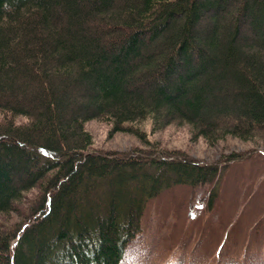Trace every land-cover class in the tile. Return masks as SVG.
I'll return each mask as SVG.
<instances>
[{
  "label": "trees",
  "instance_id": "1",
  "mask_svg": "<svg viewBox=\"0 0 264 264\" xmlns=\"http://www.w3.org/2000/svg\"><path fill=\"white\" fill-rule=\"evenodd\" d=\"M94 119L264 148V0H0V264H123L158 199L196 228L186 264H264V150L97 151ZM200 189L220 224L185 210Z\"/></svg>",
  "mask_w": 264,
  "mask_h": 264
},
{
  "label": "rangeland",
  "instance_id": "2",
  "mask_svg": "<svg viewBox=\"0 0 264 264\" xmlns=\"http://www.w3.org/2000/svg\"><path fill=\"white\" fill-rule=\"evenodd\" d=\"M122 32L124 33V31ZM18 121L25 122V119L19 118ZM85 127L92 134L94 139L93 149L97 151L131 152L132 150L141 149L142 151L150 152L151 149L155 148L157 154L162 153V151L181 152L201 162L214 163L220 160L222 155L241 153L245 156H252V154H259V152L264 150L262 147H256L250 142H243L231 136L212 146L203 138L194 139L189 126L173 125L162 131L152 133L150 123L145 122L142 129L147 132V144L128 133L120 132L111 135L110 126L100 119L89 121ZM252 191V186H249L247 182L242 183V187H239L236 211L239 210L247 197L249 202L250 196L254 194L251 193ZM32 194H34V197L37 192ZM203 194L204 190L200 189L185 210L194 211L196 215L202 218V222L211 223L212 221H217L220 224L222 217H219V214L213 217L206 213H204L206 215H201L197 211ZM17 215L18 212L15 211L9 217L10 222L8 223L10 225L18 222ZM188 219L191 220L188 213L178 215L174 205L168 200L166 202L159 199L153 201L146 213L144 234L140 239H135L129 244L123 264H186L189 261L191 250L197 238L192 236L190 232L196 228L191 225L192 223ZM171 242L174 243L173 246L175 247H171Z\"/></svg>",
  "mask_w": 264,
  "mask_h": 264
},
{
  "label": "bare ground",
  "instance_id": "3",
  "mask_svg": "<svg viewBox=\"0 0 264 264\" xmlns=\"http://www.w3.org/2000/svg\"><path fill=\"white\" fill-rule=\"evenodd\" d=\"M173 214H174V212H173ZM21 221V220H20ZM182 222V221H181ZM22 223V222H21ZM179 225H180V223H179ZM182 225V224H181ZM177 229V228H176ZM176 231V230H175ZM199 231V230H198ZM178 233V232H177ZM175 238H176V236H175ZM174 240V239H173ZM241 240V239H240ZM164 247V246H163ZM175 247V246H174ZM190 253V252H189ZM216 257V256H215ZM219 257V256H218ZM217 262V261H216ZM196 263V262H195ZM236 263V262H235ZM200 264V263H199Z\"/></svg>",
  "mask_w": 264,
  "mask_h": 264
}]
</instances>
